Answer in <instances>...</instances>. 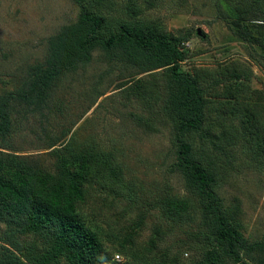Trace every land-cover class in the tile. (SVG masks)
<instances>
[{
  "label": "rangeland",
  "instance_id": "rangeland-1",
  "mask_svg": "<svg viewBox=\"0 0 264 264\" xmlns=\"http://www.w3.org/2000/svg\"><path fill=\"white\" fill-rule=\"evenodd\" d=\"M80 2L0 0V99L45 65L50 38L76 23L85 8L106 17L111 31L125 23H155L174 37L190 35L185 42L189 58L181 63L183 72L210 71L236 63L244 74L240 81H203L206 95L238 94L249 101L262 96L264 100L262 51L216 19L212 0H108L103 8L91 0ZM132 79L134 82L119 89ZM151 79L95 51L87 65L65 76L49 109L17 122L2 151L14 167L38 165L54 175L61 159L49 153L54 148L67 143L74 148L87 146L88 151L93 148L101 154L104 171L99 180L95 176L89 180L85 216L101 231L104 246L114 257L122 258L119 264L126 261L120 251L125 240L135 244L138 255L150 252L158 264H198L209 247V231L199 197L186 188L183 176L175 171L172 122L161 99H138L134 94L139 82ZM157 80L162 82L159 76ZM209 120L219 126L223 117L213 112ZM47 138H58L59 144H64L44 149ZM257 148V144L237 141L231 148L234 168L214 189L222 211L250 243L264 242V163L257 158ZM110 168L121 172L112 176L106 173ZM168 197L187 203L188 211L180 218L170 215L164 202ZM46 248L43 239L0 221V264H13L16 259L40 264L37 258Z\"/></svg>",
  "mask_w": 264,
  "mask_h": 264
},
{
  "label": "trees",
  "instance_id": "trees-1",
  "mask_svg": "<svg viewBox=\"0 0 264 264\" xmlns=\"http://www.w3.org/2000/svg\"><path fill=\"white\" fill-rule=\"evenodd\" d=\"M81 3L80 0H76ZM103 8L108 0H91ZM217 20L223 21L235 36L262 51L264 60V0H212ZM82 5V4H81ZM82 7H84L82 5ZM190 35L174 37L159 24L125 23L109 30L101 14L82 8L76 23L63 27L50 38V54L45 65L24 77L20 85L0 99V221L20 232L37 236L47 248L37 260L40 264H119L101 239V231L85 216L87 186L92 176L103 175L100 153L87 146H63L58 138H47L42 148L52 149L61 159L54 175L47 169L14 167L9 162L5 140L15 133L17 122L29 114L49 109L53 94L67 74L87 65L93 52L102 51L151 76L149 82L136 81L138 99L157 98L172 122L171 137L175 171L183 176L186 188L199 197L202 219L209 231L208 248L198 264H264V242L250 243L243 232L221 209L214 189L228 170L234 168L231 148L243 140L257 144V158L264 163V100L249 101L238 94L209 97L203 81L217 78L244 79L236 63L215 70H181L189 58L183 45ZM162 78V82L157 77ZM130 82L122 84L119 89ZM237 89L240 86L236 87ZM213 112L223 117L219 126L210 124ZM238 122V124H236ZM86 150V151H85ZM112 176L120 171L110 168ZM170 215L182 217L189 205L168 197ZM135 244L125 240L120 251L123 264H158L150 252L138 255ZM13 264H25L16 259Z\"/></svg>",
  "mask_w": 264,
  "mask_h": 264
},
{
  "label": "built area",
  "instance_id": "built-area-1",
  "mask_svg": "<svg viewBox=\"0 0 264 264\" xmlns=\"http://www.w3.org/2000/svg\"><path fill=\"white\" fill-rule=\"evenodd\" d=\"M183 45H184L185 47H188V46H189L188 43H184ZM114 260H115L116 262H121V261H122V258H121L119 255H115Z\"/></svg>",
  "mask_w": 264,
  "mask_h": 264
},
{
  "label": "water",
  "instance_id": "water-1",
  "mask_svg": "<svg viewBox=\"0 0 264 264\" xmlns=\"http://www.w3.org/2000/svg\"><path fill=\"white\" fill-rule=\"evenodd\" d=\"M200 31H201V30L199 29V30H198V34L200 33Z\"/></svg>",
  "mask_w": 264,
  "mask_h": 264
}]
</instances>
